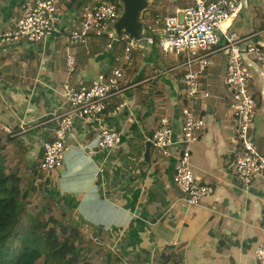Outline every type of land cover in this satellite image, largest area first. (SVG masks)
I'll return each mask as SVG.
<instances>
[{
    "label": "crops",
    "instance_id": "obj_1",
    "mask_svg": "<svg viewBox=\"0 0 264 264\" xmlns=\"http://www.w3.org/2000/svg\"><path fill=\"white\" fill-rule=\"evenodd\" d=\"M26 1L1 0V23L20 18ZM58 1L56 27L61 35L52 34L40 44L17 40L0 45V157L8 172L20 179L26 199L39 195L50 200V207L55 202L76 217L80 229L130 263H148L172 250L182 257L179 264H256L255 252L264 240V185L256 179L246 190L231 169L236 147L233 101L226 91L227 58L222 52L212 55L201 77L210 98L192 104L180 95L181 58L152 46L135 50L132 63L125 65L123 91L110 99L101 118L76 120L63 165L40 182L43 144L54 135L55 116L67 109L64 85L92 84L116 67L123 53L121 45L109 47L106 34L90 37L85 47L69 48L65 35L78 22L82 1ZM98 1L102 0L86 3ZM166 1L170 8L165 13L170 15L190 2ZM243 12L233 24L235 32L242 37L264 32V1L252 2ZM157 15L148 14L146 23ZM263 38L252 40L264 45ZM68 49L77 57L73 74L66 67ZM246 62L256 74L252 136L264 155V74L258 65ZM184 106L206 121L201 139L193 145L191 165L197 182L210 186L213 193L195 206L188 205L172 184L174 158L163 159L153 146L150 161L145 158L160 118L168 117L178 133ZM103 128L121 136L108 151L97 147Z\"/></svg>",
    "mask_w": 264,
    "mask_h": 264
},
{
    "label": "built area",
    "instance_id": "obj_2",
    "mask_svg": "<svg viewBox=\"0 0 264 264\" xmlns=\"http://www.w3.org/2000/svg\"><path fill=\"white\" fill-rule=\"evenodd\" d=\"M188 6L175 14L157 15L151 23H145L148 36L142 41L159 48L164 54L181 58L180 95L184 102L203 103L211 93L204 88L202 75L211 66V57L222 52L227 58L225 77L226 91L233 101V130L235 150L231 169L244 183L246 190L258 179L264 185V155L256 146L252 129L254 125L257 96L253 85L255 73L246 60L258 65L264 74V45L250 37H242L233 30V24L241 13L254 1L264 0H189ZM1 2V0H0ZM122 8L117 2L98 1L85 3L78 16V22L65 35L69 48L85 47L90 37L106 34L113 44L121 45L123 53L117 57V66L101 75L92 84H65L63 97L67 109L53 121L56 128L52 139L43 144L40 161L42 182L63 165L68 138L74 132L76 120H97L108 111L109 101L123 90L125 65L132 63V55L140 49L139 40L125 36L117 39L108 31L109 26L121 15ZM60 7L58 0H27L20 18L6 24L0 21V45L21 40L32 44L44 42L50 35H61L56 27ZM64 34V32H63ZM264 43V38H263ZM69 74L76 71L77 57L69 49L65 54ZM178 68V69H179ZM183 124L178 133L173 131L168 117L160 118L157 128L150 136L153 148L165 158H174L173 185L179 189L186 203L199 205L213 193L208 185L197 182L192 170L193 145L197 143L206 127L205 117L195 113L191 107L182 108ZM121 141L118 132L103 128L99 133L97 147L100 151L115 148ZM255 263L264 264V240L255 252Z\"/></svg>",
    "mask_w": 264,
    "mask_h": 264
},
{
    "label": "trees",
    "instance_id": "obj_3",
    "mask_svg": "<svg viewBox=\"0 0 264 264\" xmlns=\"http://www.w3.org/2000/svg\"><path fill=\"white\" fill-rule=\"evenodd\" d=\"M86 2H78L77 7ZM26 198L20 179L8 172L5 159L0 157V264H90L82 257V249L75 245L78 227L69 229L54 217L44 219L36 213L26 214ZM47 208L50 207L41 210L43 216L49 212ZM171 256L174 255L163 254L162 261L168 264ZM181 261L180 256L176 264Z\"/></svg>",
    "mask_w": 264,
    "mask_h": 264
},
{
    "label": "rangeland",
    "instance_id": "obj_4",
    "mask_svg": "<svg viewBox=\"0 0 264 264\" xmlns=\"http://www.w3.org/2000/svg\"><path fill=\"white\" fill-rule=\"evenodd\" d=\"M87 1V0H86ZM109 1V0H104ZM123 9V5L120 0L116 1ZM170 8L169 2L166 0H150L149 7L147 11L143 14V22L146 23V20H148V14H159L167 16L170 15L165 11ZM171 13V11L169 12ZM244 13V12H243ZM122 14V13H121ZM121 17V15H120ZM119 17V18H120ZM241 17V16H240ZM115 23L112 24V27H114ZM106 45V40L102 39V48L104 49ZM222 57V55H220ZM256 75V74H255ZM262 143V142H261ZM260 152V151H259ZM261 153V152H260ZM262 154V153H261ZM245 188V187H244ZM44 192L43 190H41ZM38 198H31V199H25L26 204V214H37L42 215V218L44 219H50V217H54L58 221L62 222L64 225L68 226L69 229L78 227L79 231V237L75 242V245L82 249V257L84 260L88 261L90 264H141V263H130L128 261H124L123 259H119L114 254L109 251L110 249L107 247V243L98 241V238L95 236H91V232H86L83 229H80L79 222H77L76 217L66 214L64 210L59 209L57 206H55V202L51 204L52 207L47 208L49 212H47L44 216L41 214V210L44 209L47 205H50V200H47L45 202V199L43 200L39 195ZM46 204V205H45ZM73 214V213H72ZM58 233L60 237H63L60 229H58ZM177 251V250H176ZM174 255L171 256V261L168 264H176L178 259L180 258L179 252H173L172 250L167 251L164 255ZM158 257V256H157ZM155 258V260L143 264H165L162 261V257ZM157 259V261H156ZM178 263V262H177Z\"/></svg>",
    "mask_w": 264,
    "mask_h": 264
},
{
    "label": "water",
    "instance_id": "obj_5",
    "mask_svg": "<svg viewBox=\"0 0 264 264\" xmlns=\"http://www.w3.org/2000/svg\"><path fill=\"white\" fill-rule=\"evenodd\" d=\"M84 1V0H81ZM123 9L121 17L118 18L114 23L109 26L108 31L112 32L117 39H121L123 36L129 40H139L140 48L147 47L145 41H142L148 36V30L146 24L143 22V14L147 11L150 0H120ZM122 8V7H121ZM150 47V46H149ZM152 148V143L149 142L146 148V161H150V149ZM161 217V216H160ZM160 217L156 218L153 223H155Z\"/></svg>",
    "mask_w": 264,
    "mask_h": 264
}]
</instances>
